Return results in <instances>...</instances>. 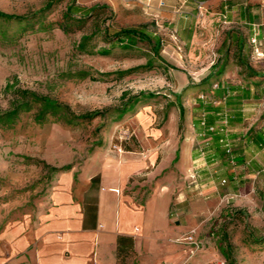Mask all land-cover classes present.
Listing matches in <instances>:
<instances>
[{"label":"rangeland","instance_id":"rangeland-1","mask_svg":"<svg viewBox=\"0 0 264 264\" xmlns=\"http://www.w3.org/2000/svg\"><path fill=\"white\" fill-rule=\"evenodd\" d=\"M48 1L0 0L1 12L27 18L0 17V110L9 107L16 88L48 95L76 114L111 110L106 117L76 123L63 114L38 120L32 110L12 125L0 124V155L8 172L3 185L41 196L59 172L81 170L93 154L130 149L140 125L158 134L149 133V138L160 136L170 146L197 133L193 117H204L206 106H221L224 127L215 124L212 132H221L232 145L212 166L226 173L219 179L220 201L206 210V231L219 264H264V145L255 142L264 128V97L252 104L244 98V107L257 111H245L246 135L234 140L228 128L230 119L237 120L242 98L216 101L201 85L206 77V0H164L159 7L154 2L153 9L143 0H56L50 10L35 15ZM73 2L80 11L69 19L65 13ZM129 27H144L152 41L132 37L128 47H111L107 38ZM154 40L160 41L158 52ZM216 48L211 58L218 59ZM105 49L110 53H99ZM142 91L157 96L121 117L114 113ZM205 137L207 142L213 134L206 131Z\"/></svg>","mask_w":264,"mask_h":264},{"label":"crops","instance_id":"crops-1","mask_svg":"<svg viewBox=\"0 0 264 264\" xmlns=\"http://www.w3.org/2000/svg\"><path fill=\"white\" fill-rule=\"evenodd\" d=\"M143 1L150 9L164 4ZM254 37L261 56L254 53ZM215 45L218 59L211 58ZM231 57L213 87L226 86L230 100L244 102L247 93L248 103H258L264 83L253 85L257 77L247 78L239 64L264 72V0H206V77ZM245 103L237 120L230 119L234 140L246 135L245 111H257ZM222 109L210 111L219 127ZM193 120L197 133L170 146L160 136L149 138L158 134L140 125L130 149L93 154L81 170L59 172L38 197L3 185L8 172L0 155V264H219L206 210L220 201L226 172L212 166L225 151L217 137L206 142Z\"/></svg>","mask_w":264,"mask_h":264},{"label":"trees","instance_id":"trees-1","mask_svg":"<svg viewBox=\"0 0 264 264\" xmlns=\"http://www.w3.org/2000/svg\"><path fill=\"white\" fill-rule=\"evenodd\" d=\"M55 2L56 0H49L44 5V7H42L39 10V12H37L35 15H38V13L42 14L50 10ZM79 9L80 7L76 6L73 2L69 7H67L65 13L66 18L70 19V17L73 16V14H75V11H80ZM92 9H95V7H93ZM0 17L6 19H17L19 21H23L27 19L24 16L23 17L15 16L1 11H0ZM132 37H139L142 40L152 41L151 36L146 32L144 27L122 28L119 31L115 32L113 37H108L107 39L110 41L111 45H113L111 47H114L115 45H119V44L124 45V47H128L129 45L128 41L129 40L132 41ZM154 43H155L154 45L155 51L158 52L157 47H159L160 41L154 40ZM110 50L111 49L101 50L99 53L102 55H107L110 53ZM229 61H230L229 58H227L222 63L216 65L214 71L211 74H209L207 77H205L201 82V85H206V87H208L209 90H211L213 96L216 97L215 98L216 101L221 98L228 99L227 97L228 92L226 91V86L221 87V90L218 92L217 88H214L213 85L230 67L231 64ZM151 65L152 63L150 64V66ZM239 65L242 66L244 69H246V72L248 74L247 78L257 77L256 81H252L253 85L260 86L264 83V72H255L250 68V66H248V64L243 62H241ZM242 73L244 74L245 72ZM216 83H218V81ZM247 84H249V82H247ZM12 88L13 85L11 83H8L6 89L11 90ZM188 88H190V86H187V89ZM156 96L157 94L153 91H142L139 94L131 96L122 105L116 107L114 113L118 115V117H121L126 113L130 112L131 110H133L137 104L148 102L151 99L155 98ZM177 97L180 98L181 95L177 94ZM248 97L250 96L249 94L246 93L245 98ZM231 100H233V98H231ZM219 107L221 106H213L212 104L210 106H206V112L204 114L205 116L198 120L201 128L203 129L202 134L206 135V131H207L208 134H213L214 138L217 137L220 143L223 136L221 134H218V132H212L210 130V127H213L215 125L212 122L211 117L213 115L212 113H210V111H212L214 108H219ZM32 110H36L35 116L38 120H42L51 114H63L67 117L70 123H76L82 121H91L97 117H106L108 111L111 109L109 108L105 110L98 109L94 111H88L82 114H76L71 110L68 104L61 103L58 100L48 95L39 94L35 91H31L28 89L16 88L13 91V97L10 101L9 107L7 109L0 110V124L4 126L12 125L16 122V120L22 113L29 112ZM179 111L180 114H183L184 107L180 106ZM249 137L250 136H247V138ZM255 142L259 145H264V136H262V134L260 133H257ZM224 151L228 152L226 147L224 148ZM234 158H236L238 162H243L244 160L242 156H235ZM256 241H261V239H257Z\"/></svg>","mask_w":264,"mask_h":264},{"label":"built area","instance_id":"built-area-1","mask_svg":"<svg viewBox=\"0 0 264 264\" xmlns=\"http://www.w3.org/2000/svg\"><path fill=\"white\" fill-rule=\"evenodd\" d=\"M204 4L203 2H201L200 7L203 8ZM257 38H252L251 42L254 44V53L257 56H261L263 55L262 49L259 45H257ZM210 130L213 131L214 130V126L210 127ZM222 131H224V128L221 129ZM221 142L225 145V147L227 148V151L230 152V143L228 142V139L226 136H223L221 139ZM223 182H225V180H223ZM220 264H227L226 261H222Z\"/></svg>","mask_w":264,"mask_h":264}]
</instances>
